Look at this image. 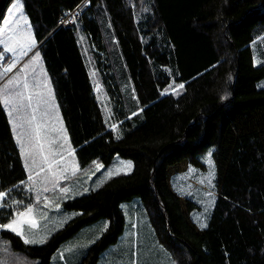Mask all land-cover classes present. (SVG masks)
Listing matches in <instances>:
<instances>
[{"label": "trees", "instance_id": "trees-1", "mask_svg": "<svg viewBox=\"0 0 264 264\" xmlns=\"http://www.w3.org/2000/svg\"><path fill=\"white\" fill-rule=\"evenodd\" d=\"M88 1L78 26L64 29L60 19L83 0H21L79 167H108L119 156L133 170L63 202L76 214L42 244L0 228V264H50L63 242L107 220L79 263L96 264L124 230L122 204L136 197L174 264H264V64L254 65L252 49L264 39V0ZM79 34L113 99V121L124 120L118 133ZM91 45L105 55L104 69ZM172 82L184 84L179 95H162ZM210 148L216 201L201 228L191 217L197 204L171 179L202 169ZM26 179L0 99V225L31 204Z\"/></svg>", "mask_w": 264, "mask_h": 264}, {"label": "rangeland", "instance_id": "rangeland-1", "mask_svg": "<svg viewBox=\"0 0 264 264\" xmlns=\"http://www.w3.org/2000/svg\"><path fill=\"white\" fill-rule=\"evenodd\" d=\"M20 4L22 8L15 14V22L12 23L8 30H4V25L8 22L9 17L12 16V5ZM26 21V23H25ZM19 25L17 28L16 25ZM79 24V23H78ZM78 26V25H77ZM76 26V27H77ZM31 34L32 39L34 40L32 28L28 22L27 16L23 9V4L21 0H13L4 10L3 17L0 21V54H3L5 59L0 61V99L1 102L4 99L6 93L4 92V85L8 82L9 79H15L19 83V87H16V91H23L22 81L24 77H27L29 83V92H41L43 95L41 97H35L33 99V105L35 106L36 100H40L39 111L37 112V120L46 124V134L49 138L55 139L56 144L52 145L54 149H59L60 144H64L63 149H59L64 153L66 162L71 165L75 164L78 167V171L75 175H72L71 167H69V171L65 173L67 179L61 178L55 187H53L52 183H47V187L50 189L47 192L39 191L40 201L39 204L36 203L37 190L42 189L44 184L45 173H41L39 177H35V184L32 180H29V172L32 171L35 176V172L29 168L25 167V158L21 155L20 145L17 143V133L21 131L20 128H16L14 130V124L22 123V117H28L31 114V109L27 108L25 101V107L22 110H18L17 112H13L12 115H9V111L11 105L8 107H4L8 120L12 129L13 137L17 147L19 148L20 155L23 161V165L26 171L27 179L24 183L23 190L27 192L29 200L33 198L34 204V217L37 221V226L32 229L30 232L27 230V225H25V234L24 236H20L22 240H35L36 243L29 244H42L45 242L49 236H51L56 230H58L61 226L64 225L67 221H69L76 214L73 211H68L63 208L62 203L74 199L82 194H86L89 191L96 189L100 184H102L106 179L118 175V174H128L133 170V162L129 159H124L119 156H115L110 166L104 167L99 162L93 163L90 167L86 169H82L79 167L74 150L71 146L69 136L67 134L66 128L64 126L60 109L55 98L53 88L51 86L48 74L43 65L41 55L38 53L39 45L34 44V47L28 49V44L21 39V43L24 44V48L27 49V55H21L20 45L16 44L15 47L17 49L16 53H5L4 52V43L9 42L10 45L14 42L9 41L10 36H16L18 38ZM80 45L85 56L90 76L92 82L94 84V90L97 94V98L100 101L105 115L108 120L109 126L112 128L115 133L119 132L120 127H122L121 122H117V124L113 121L112 116L114 115V102L113 99L106 93L103 83L101 82V77L97 73L94 62L91 55L90 45L88 46L83 35L79 34ZM35 41V40H34ZM114 45V44H113ZM91 49L97 56V60L95 62H100L102 65L101 69H104L106 61L105 55L102 56L101 52H97L95 46L91 45ZM253 63L254 65L264 64V39H260L258 42L253 43ZM39 54L38 63H33L36 59L35 54ZM15 60V66L13 67V71L10 73L4 74V69L8 65L13 63ZM27 65L28 67H25ZM167 69V68H166ZM169 70V69H167ZM105 79V77H104ZM47 84L45 88L44 85ZM172 87H168V93H174L173 89L177 84H170ZM169 85V86H170ZM130 87V86H129ZM257 88H264V78L261 79L257 83ZM11 91V89L9 90ZM180 92V90H179ZM47 113V115H44ZM116 113V112H115ZM137 112L133 111V114ZM129 117V116H128ZM115 126V127H114ZM27 124L25 123V129L27 130ZM63 129V132L60 129ZM66 133V142L64 140V134ZM71 149L73 155L68 154V150ZM200 159L203 163V168H197L195 166H190L185 172H181L173 175L171 179L172 186L176 192L179 194L190 198L197 204V208L192 211L191 217L193 221L201 227V225L208 224V220L212 214L215 201H216V192H215V167L212 159V148L208 149L206 152L201 154ZM211 161V162H209ZM30 163V161H29ZM131 165V167H127V165ZM99 166V167H98ZM57 172L60 171L59 168L56 169ZM111 173V175H109ZM48 179L51 180L52 177L48 176ZM67 189L68 191L62 192L61 189ZM29 189H32L31 191ZM48 203V207H44V203ZM133 208V211H137L136 217L138 220L147 217V213L142 209L139 198H134L131 202L123 203L122 209L124 211L126 222L131 219L128 214L129 209ZM20 212V211H19ZM18 212L15 213L13 219L16 218ZM142 217V218H141ZM12 219V220H13ZM11 220V221H12ZM149 220V219H148ZM10 221V222H11ZM9 222V223H10ZM8 224V223H7ZM90 225V224H89ZM107 226V221L100 220L91 224L90 226L83 227L81 232L69 241H72L67 244V249H77L78 247L85 248L91 242L93 243L105 230ZM205 226V227H206ZM146 228L145 225L140 224L141 232L138 233V236L135 238V246L131 251V261L133 264H144V259L148 257L146 254V250L142 249L143 243L147 246H151V243H155L153 230L149 226ZM201 227V228H205ZM150 229V230H149ZM81 238V239H78ZM144 238V241H143ZM76 240V241H75ZM90 240V243H88ZM43 241V242H40ZM118 241V240H117ZM136 244L138 247H136ZM158 247V244H156ZM168 253V252H167ZM164 249L158 248L157 255L158 260L161 261V264H173L172 258L167 254ZM148 254L152 258V264H155V254L154 250H150ZM129 259V260H130ZM117 263V261H116ZM156 264L157 261H156Z\"/></svg>", "mask_w": 264, "mask_h": 264}, {"label": "snow or ice", "instance_id": "snow-or-ice-1", "mask_svg": "<svg viewBox=\"0 0 264 264\" xmlns=\"http://www.w3.org/2000/svg\"><path fill=\"white\" fill-rule=\"evenodd\" d=\"M22 5L20 4H13L12 5V16L9 17L8 22L4 25V30H8L10 25L15 22V14L20 11ZM26 23V21H25ZM16 27L18 28L19 25L17 24ZM21 39H23L28 44V49L34 47L35 41L32 39L31 34L29 33L23 37H16L10 36L9 41L14 42L10 45L9 42L4 43V52L5 53H13L15 54L17 49L15 47L16 44L20 45L21 55H27V49L24 48V44L21 43ZM36 59L33 63H38L39 61V54H35ZM5 59L3 54H0V61ZM15 66V60L13 63L5 67L4 74L10 73L13 71V67ZM25 67H28L25 65ZM23 91H16L15 88L19 87V83L15 79H9L8 82L4 85V92L6 95L2 101L5 107L11 105L9 115L11 116L13 112H17L18 110H22L25 107V101L27 102V108L31 109V114L28 117H22V123L14 124V130L16 128H20L21 131L17 133V143L20 145L21 155L25 158V167L26 169L31 168L35 172V176L33 175L32 171L29 172V180H32L35 184V177H39L41 173H45L44 184L45 186L42 189L37 190L36 196V203L39 204L40 196L39 191L47 192L50 189L46 186L47 183H52L53 187L56 186L59 179L64 178L67 179L65 173L69 171V167H71L72 175H75L76 172L79 170L75 164L69 165L66 162L64 153L59 149L64 148V144L59 145V149H54L52 145L56 144L55 139H51L46 134V124L37 120V112L39 111L40 107V100H36L35 106L33 105V99L35 97H41L43 93L29 92V83L27 77L23 78L22 81ZM47 87V84L44 85ZM172 87L171 85L169 86ZM184 88V84H178L173 89L174 94L179 95V90ZM11 89V91H9ZM168 94L167 90L162 92V95ZM47 115V113H44ZM25 123L27 124V130L25 129ZM115 127V126H114ZM63 132V129H60ZM64 140L66 142V133L64 134ZM69 155H73L71 149L68 150ZM30 161V163H29ZM211 162V161H209ZM99 167V166H98ZM127 167H131V165H127ZM59 168L60 171L57 172L56 169ZM111 175V173H109ZM48 176H51L52 179L49 180ZM30 191L32 189H29ZM62 192H67L68 190L61 189ZM7 193L0 191V201H3ZM0 207H3V204L0 203ZM44 207H48V203H44ZM34 208L31 206L26 207L23 211L17 213L16 218L13 219L10 223L0 225V228L5 230L11 231L18 236H24L25 234V225H27V230L30 232L37 226V221L33 215ZM206 225H201V227H205ZM35 240H25V243H36ZM43 242V241H40Z\"/></svg>", "mask_w": 264, "mask_h": 264}, {"label": "crops", "instance_id": "crops-1", "mask_svg": "<svg viewBox=\"0 0 264 264\" xmlns=\"http://www.w3.org/2000/svg\"><path fill=\"white\" fill-rule=\"evenodd\" d=\"M42 200H44V199L42 198L41 201ZM30 201H31V204L29 206L33 207L34 204H36V203L33 201V198H31ZM136 212L137 211H133V208L129 209L128 214L131 217V219L128 220V222H126V217H125V227H124L122 234L119 236L118 241L115 244H113L112 246H110L109 248H107L99 256V259L96 262V264H133V262L130 259L131 258V251H132L133 247L135 246V238L138 236V233L141 232V231H139L140 230V224L145 225L146 228H148L147 226H149L151 228V230H153V228H152L149 220L147 219V217L144 218V216H143V219L138 220L136 217V214H137ZM98 221H100V220H98ZM98 221H96V222H98ZM104 221H107V220H104ZM91 224H93V223H91ZM90 225H87V226H90ZM107 225H108V222H107ZM81 230L75 236L69 238L68 240H66L65 242H63L59 246L57 251L53 254L50 264H79L81 262L85 253L87 252V249L90 247L92 242L90 243V240H88V243H90V244L87 247L82 248V249H81V247H78V250L72 249V248L67 249V247H66L68 243L72 242L69 240L76 238V236H79L78 234L81 232ZM152 234L154 235L155 243H153V244L151 243V246H147V244L149 242L146 245L143 243V245L141 246L143 250H146L145 255H148V257L144 259V264H152L153 263L151 256L148 254V252L150 250L153 249L156 255H157V250L159 247L164 249L166 253L168 252L157 241V238L155 236L154 231ZM78 239H81V238L78 237ZM143 241H144V238H143ZM156 244H158V247L156 246ZM136 247H138L137 244H136ZM167 254H169V253H167ZM155 258H156L155 264H156V261L158 264H161V261L158 260L159 259L158 255H157V257L155 256ZM116 261H117V263H116ZM172 262H173V260H172Z\"/></svg>", "mask_w": 264, "mask_h": 264}, {"label": "built area", "instance_id": "built-area-1", "mask_svg": "<svg viewBox=\"0 0 264 264\" xmlns=\"http://www.w3.org/2000/svg\"><path fill=\"white\" fill-rule=\"evenodd\" d=\"M90 4L88 0H83L75 9L66 13L58 23V27L64 29L74 28L78 25L83 13L89 9Z\"/></svg>", "mask_w": 264, "mask_h": 264}, {"label": "water", "instance_id": "water-1", "mask_svg": "<svg viewBox=\"0 0 264 264\" xmlns=\"http://www.w3.org/2000/svg\"><path fill=\"white\" fill-rule=\"evenodd\" d=\"M8 4V0H0V18L5 10V8L7 7ZM41 45V44H40ZM39 45V46H40Z\"/></svg>", "mask_w": 264, "mask_h": 264}]
</instances>
